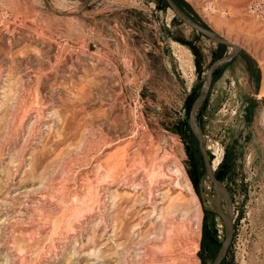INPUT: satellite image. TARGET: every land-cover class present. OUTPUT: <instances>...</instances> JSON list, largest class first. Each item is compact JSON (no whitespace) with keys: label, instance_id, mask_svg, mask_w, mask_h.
<instances>
[{"label":"rangeland","instance_id":"374dc122","mask_svg":"<svg viewBox=\"0 0 264 264\" xmlns=\"http://www.w3.org/2000/svg\"><path fill=\"white\" fill-rule=\"evenodd\" d=\"M248 1L179 0L238 45L195 112L233 214L219 264H264V19ZM228 50L161 0H0V264H211L225 230L188 115Z\"/></svg>","mask_w":264,"mask_h":264},{"label":"water","instance_id":"95a60500","mask_svg":"<svg viewBox=\"0 0 264 264\" xmlns=\"http://www.w3.org/2000/svg\"><path fill=\"white\" fill-rule=\"evenodd\" d=\"M168 4V7H170L174 14L183 22H185L187 25L192 27L193 29L197 30L201 34L207 36L208 38L216 41L217 43L224 44L226 46H231L232 48L229 49L226 53L222 54L221 56L217 57L208 67L206 73H205V84L203 85L201 91L194 99L191 108L189 110L188 120L190 127L192 131L194 132V135L198 141V147L201 152L203 161H204V173L201 178V182L203 180V177H208L210 181L212 182V186L214 189V193L209 192V197L212 203L213 208L219 213V215L222 218V222L224 225V239L218 248L211 264H219L223 257L225 256V253L227 251V248L231 242L232 235H233V214L231 211H228L227 209L230 208V196L229 192L227 191L226 187L222 184V182L217 178L213 172V168L211 166L210 156L206 149L205 142L203 139L202 131L197 123V120L195 119V112L196 109L203 103L209 85L212 80V74L215 70V68L223 62H227L230 60L237 52L238 45L235 44L233 41L219 35L218 33L212 31L211 29L203 26L196 20H194L191 16H189L176 2L175 0H165ZM224 199L226 202L227 208L225 211L221 209V200Z\"/></svg>","mask_w":264,"mask_h":264},{"label":"built area","instance_id":"2783aa9c","mask_svg":"<svg viewBox=\"0 0 264 264\" xmlns=\"http://www.w3.org/2000/svg\"><path fill=\"white\" fill-rule=\"evenodd\" d=\"M216 0H203V9L212 12L215 9ZM248 10L258 18L264 19V0H249Z\"/></svg>","mask_w":264,"mask_h":264},{"label":"bare ground","instance_id":"6f19581e","mask_svg":"<svg viewBox=\"0 0 264 264\" xmlns=\"http://www.w3.org/2000/svg\"><path fill=\"white\" fill-rule=\"evenodd\" d=\"M232 47L231 46H229V49H231ZM186 55H188V54H186ZM183 56V55H182ZM181 56V57H182ZM182 59H183V62L185 63V64H189V59H190V57L189 56H186V57H182ZM181 61V60H180ZM186 66H188V65H186ZM204 142H205V145H206V147L207 148H211V147H213V142L212 141H209L205 136H204ZM212 151V150H211ZM214 152L216 153V155L213 157V159H212V162H211V166H212V168L217 164V162L219 161V159H221L220 158V155H221V153H220V151L219 150H217V149H214Z\"/></svg>","mask_w":264,"mask_h":264},{"label":"trees","instance_id":"16d2710c","mask_svg":"<svg viewBox=\"0 0 264 264\" xmlns=\"http://www.w3.org/2000/svg\"><path fill=\"white\" fill-rule=\"evenodd\" d=\"M162 1V3L164 4V5H166V6H168V4H167V2L165 1V0H161ZM175 2L178 4V5H180V2H179V0H175ZM181 6V5H180ZM219 44H221V43H219ZM224 45V44H223ZM216 175V174H215ZM217 176V175H216ZM208 234L211 236V235H213V231H212V228H210V231H208ZM211 241V240H210ZM204 242V241H203ZM207 243V242H206Z\"/></svg>","mask_w":264,"mask_h":264}]
</instances>
